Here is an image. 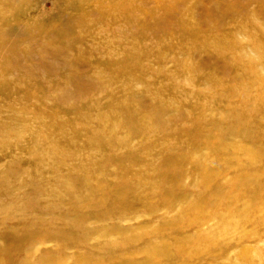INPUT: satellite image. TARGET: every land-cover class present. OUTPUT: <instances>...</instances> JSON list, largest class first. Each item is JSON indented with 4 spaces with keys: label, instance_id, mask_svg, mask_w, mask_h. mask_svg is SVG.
Wrapping results in <instances>:
<instances>
[{
    "label": "rangeland",
    "instance_id": "374dc122",
    "mask_svg": "<svg viewBox=\"0 0 264 264\" xmlns=\"http://www.w3.org/2000/svg\"><path fill=\"white\" fill-rule=\"evenodd\" d=\"M0 264H264V0H0Z\"/></svg>",
    "mask_w": 264,
    "mask_h": 264
}]
</instances>
